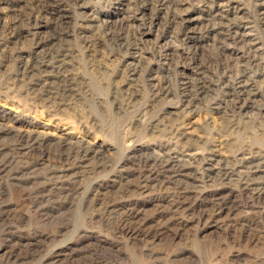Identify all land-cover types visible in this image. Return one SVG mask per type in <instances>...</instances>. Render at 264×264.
<instances>
[{
  "label": "rangeland",
  "instance_id": "rangeland-1",
  "mask_svg": "<svg viewBox=\"0 0 264 264\" xmlns=\"http://www.w3.org/2000/svg\"><path fill=\"white\" fill-rule=\"evenodd\" d=\"M0 264H264V0H0Z\"/></svg>",
  "mask_w": 264,
  "mask_h": 264
}]
</instances>
